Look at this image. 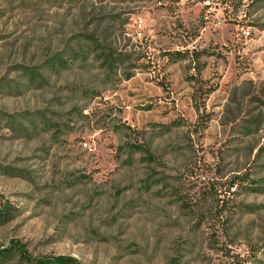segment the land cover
<instances>
[{
  "label": "rangeland",
  "instance_id": "obj_1",
  "mask_svg": "<svg viewBox=\"0 0 264 264\" xmlns=\"http://www.w3.org/2000/svg\"><path fill=\"white\" fill-rule=\"evenodd\" d=\"M15 245L0 264H264V0H0Z\"/></svg>",
  "mask_w": 264,
  "mask_h": 264
},
{
  "label": "trees",
  "instance_id": "obj_2",
  "mask_svg": "<svg viewBox=\"0 0 264 264\" xmlns=\"http://www.w3.org/2000/svg\"><path fill=\"white\" fill-rule=\"evenodd\" d=\"M54 61H56L57 62V66L56 67H58V66H63V65H65V64H67L70 60H66V61H64L63 60V58H57V59H54ZM38 79H40V78H38ZM14 248H3V249H0V261L2 262V263H4L5 262V260L14 252V251H16V252H20V255L22 256V257H25L26 259H28L29 258V256H27L25 253H23V251H22V249H21V247L18 245H15V246H13ZM53 261H60V264L64 261V258H54L53 260H44V259H41V260H39L38 261V263L39 264H54V263H56V262H53ZM66 264H69V262L67 261V263Z\"/></svg>",
  "mask_w": 264,
  "mask_h": 264
},
{
  "label": "built area",
  "instance_id": "obj_3",
  "mask_svg": "<svg viewBox=\"0 0 264 264\" xmlns=\"http://www.w3.org/2000/svg\"><path fill=\"white\" fill-rule=\"evenodd\" d=\"M243 33H245V34H249V31L247 30H243Z\"/></svg>",
  "mask_w": 264,
  "mask_h": 264
}]
</instances>
